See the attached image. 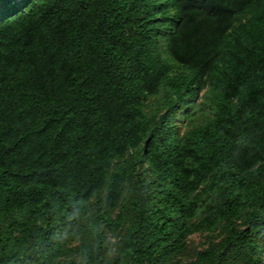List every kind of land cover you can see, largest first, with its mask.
<instances>
[{"label": "trees", "instance_id": "16d2710c", "mask_svg": "<svg viewBox=\"0 0 264 264\" xmlns=\"http://www.w3.org/2000/svg\"><path fill=\"white\" fill-rule=\"evenodd\" d=\"M0 264H264V0H0Z\"/></svg>", "mask_w": 264, "mask_h": 264}, {"label": "rangeland", "instance_id": "374dc122", "mask_svg": "<svg viewBox=\"0 0 264 264\" xmlns=\"http://www.w3.org/2000/svg\"><path fill=\"white\" fill-rule=\"evenodd\" d=\"M204 241H205V238L198 235L192 238L191 245L194 248H200L202 244L204 243Z\"/></svg>", "mask_w": 264, "mask_h": 264}]
</instances>
